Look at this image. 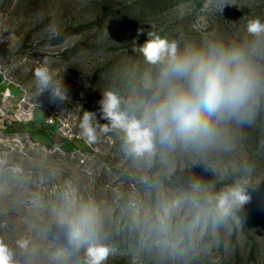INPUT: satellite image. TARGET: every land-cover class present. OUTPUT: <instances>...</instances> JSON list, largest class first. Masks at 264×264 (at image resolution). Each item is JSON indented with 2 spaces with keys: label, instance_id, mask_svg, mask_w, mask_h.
I'll return each instance as SVG.
<instances>
[{
  "label": "rangeland",
  "instance_id": "374dc122",
  "mask_svg": "<svg viewBox=\"0 0 264 264\" xmlns=\"http://www.w3.org/2000/svg\"><path fill=\"white\" fill-rule=\"evenodd\" d=\"M216 4L0 0V240L15 264H85L87 243L77 250L60 224L61 213L80 205L94 210L89 242L109 249L104 264H264V99L250 124L227 127L226 146L177 139L158 144L150 161L124 152L120 130L98 128L95 143L81 135L84 111L107 123L104 90L138 116L151 98L143 81L155 67L134 50L149 31L199 42L212 32L243 36L247 19L264 21V0ZM45 57L66 89L63 101L37 97L34 70ZM237 181H246L250 200L221 216L207 197Z\"/></svg>",
  "mask_w": 264,
  "mask_h": 264
},
{
  "label": "clouds",
  "instance_id": "9594fccd",
  "mask_svg": "<svg viewBox=\"0 0 264 264\" xmlns=\"http://www.w3.org/2000/svg\"><path fill=\"white\" fill-rule=\"evenodd\" d=\"M226 0H217L220 10ZM138 29V36L143 34ZM54 32V31H53ZM107 34V32H106ZM138 50L144 61L155 67L154 74H145L143 85L151 89V98L141 103L139 116L121 107V98L112 90H104L98 101L100 124L96 114L84 111L81 135L87 143L98 139L101 132H123V150L127 155L150 161L157 146L174 140L185 146L210 148L226 146L222 138L228 126L250 124L264 99V21L247 19L244 35L238 32L225 38L208 33L199 42L182 31L172 38L153 32ZM51 61L45 57L34 70L37 97L44 92L55 103L67 99L61 79L53 74ZM246 181H237L207 199L215 202L221 216L249 202ZM200 190L199 182L193 184ZM60 214V224L69 230V243L79 250L87 243L85 264H104L109 249L89 242L96 234L95 213L88 205L69 208ZM25 247L27 241H18ZM0 264H15L11 248L0 240Z\"/></svg>",
  "mask_w": 264,
  "mask_h": 264
},
{
  "label": "crops",
  "instance_id": "0c3cea01",
  "mask_svg": "<svg viewBox=\"0 0 264 264\" xmlns=\"http://www.w3.org/2000/svg\"><path fill=\"white\" fill-rule=\"evenodd\" d=\"M1 89H5V86H4V81L2 79V76L0 75V91Z\"/></svg>",
  "mask_w": 264,
  "mask_h": 264
}]
</instances>
